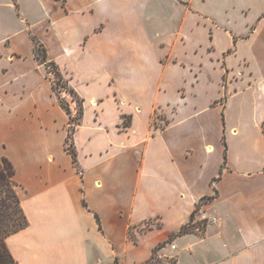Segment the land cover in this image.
Instances as JSON below:
<instances>
[{
    "label": "crops",
    "instance_id": "crops-1",
    "mask_svg": "<svg viewBox=\"0 0 264 264\" xmlns=\"http://www.w3.org/2000/svg\"><path fill=\"white\" fill-rule=\"evenodd\" d=\"M213 1L0 0V155L28 221L6 239L17 264H138L170 241L156 251L170 264H264V0ZM32 37L82 99L75 162ZM211 81L226 104L199 106ZM241 95L251 137L225 120Z\"/></svg>",
    "mask_w": 264,
    "mask_h": 264
},
{
    "label": "trees",
    "instance_id": "trees-1",
    "mask_svg": "<svg viewBox=\"0 0 264 264\" xmlns=\"http://www.w3.org/2000/svg\"><path fill=\"white\" fill-rule=\"evenodd\" d=\"M34 42V54L36 59L43 63L46 67L47 73L50 77L52 89L58 99L60 105L66 110L69 115V128L66 143L71 139V142L66 149L71 154L73 161H76V152L73 147L72 134L76 125L79 123V119L82 116V99L74 92V90L68 86L66 79L63 77L60 68L54 61H48L46 58V51L42 43H40L35 37H32ZM51 74L53 75L51 77ZM61 90L69 93L72 98H75L77 102L76 116L72 117L71 110L68 101L61 95ZM15 170L11 161L0 155V264H17L16 260L10 253L6 239L7 237L24 228L28 221L26 215L20 204V200L13 185L16 183L13 179ZM211 196L202 198V201H207ZM198 207V205H197ZM204 221V220H202ZM198 223L193 222V213L190 220L181 226L178 233H186L195 229ZM170 241V240H168ZM165 243V242H164ZM159 244L153 251V254L147 260L138 264H156L159 263V258L156 257V251L158 248L164 245ZM173 261V260H172ZM171 261V262H172Z\"/></svg>",
    "mask_w": 264,
    "mask_h": 264
},
{
    "label": "rangeland",
    "instance_id": "rangeland-1",
    "mask_svg": "<svg viewBox=\"0 0 264 264\" xmlns=\"http://www.w3.org/2000/svg\"><path fill=\"white\" fill-rule=\"evenodd\" d=\"M193 4L195 6H197L199 10L206 13V0H193ZM214 6H217L215 4V0L213 2H210L207 7L212 9V8H214ZM192 28L193 27L189 28V31H190L189 33L192 35V37L195 38L196 40L200 41V43H206V31L204 30V27H202V26L195 27V29H193V30H192ZM163 29L164 30L162 31V35H165L166 34V32H164L165 27H163ZM193 38H192V40H193ZM189 40H191V39H189ZM187 43H191V42L189 41ZM180 56H183V55H180ZM184 58L186 60H188L191 58V55L190 54H184ZM52 76L53 75L51 74V77ZM202 84L205 85L206 88L204 87L203 90L201 91V93L195 97V100L197 101L199 106H203L205 101H206V104H208L211 99H214L216 97L218 99L222 98V99H220V102H222L223 104H226V94H225L224 88H222L219 91L218 90L219 88H217V86H216L217 83H215L214 81L205 82ZM227 92H228V90H227ZM61 95L63 97H65L66 99H68L69 101H71L74 108H77V102L75 101V98H72L69 93L61 90ZM249 100H250L249 96H243V95H241V100L239 99V97L232 99L227 104V107L224 110V115L226 117L225 120L227 122H229L230 124L238 122L240 120V118H242L243 122H247V126H246L247 135H249V137H251V135L254 136L256 134L257 127L255 124V119H254V116H256V113L252 109L251 104L247 103V102H249ZM241 101H242V103H241ZM244 101H246L244 103L245 108L241 109L240 107ZM74 110L75 111L72 114V117H75L77 114L76 109H74ZM159 116L160 115H158V117ZM158 117L156 115H154V121H156L155 123H157V125H163L165 123V121H162L161 119H157ZM227 132H228V130H227ZM227 137L229 138L231 145H236V147L239 146L238 145V140H239L238 136H231L230 134H227ZM70 142H71V139L66 143V146H68L70 144ZM13 187L16 191V194L18 195L17 184L15 183L13 185ZM207 219L204 218V221H203L206 224H208ZM199 232H201V230H199ZM171 242L172 241H170L168 243H164L163 247L170 249ZM156 257H158V253L156 254ZM158 258H159V263H156V264H170V262L174 259V256L167 253V254H165L161 257H158Z\"/></svg>",
    "mask_w": 264,
    "mask_h": 264
},
{
    "label": "built area",
    "instance_id": "built-area-1",
    "mask_svg": "<svg viewBox=\"0 0 264 264\" xmlns=\"http://www.w3.org/2000/svg\"><path fill=\"white\" fill-rule=\"evenodd\" d=\"M214 218H210V219H207V221L209 222V223H214Z\"/></svg>",
    "mask_w": 264,
    "mask_h": 264
}]
</instances>
